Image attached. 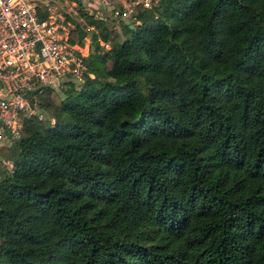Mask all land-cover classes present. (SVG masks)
<instances>
[{
    "label": "trees",
    "instance_id": "trees-1",
    "mask_svg": "<svg viewBox=\"0 0 264 264\" xmlns=\"http://www.w3.org/2000/svg\"><path fill=\"white\" fill-rule=\"evenodd\" d=\"M134 12L120 40L79 10L78 86L29 93L48 115L0 175V264H264V0Z\"/></svg>",
    "mask_w": 264,
    "mask_h": 264
},
{
    "label": "built area",
    "instance_id": "built-area-1",
    "mask_svg": "<svg viewBox=\"0 0 264 264\" xmlns=\"http://www.w3.org/2000/svg\"><path fill=\"white\" fill-rule=\"evenodd\" d=\"M155 2L0 0V148L9 147L18 137L23 118H44L30 92L44 87H76L87 71L84 58L91 46L87 35L83 34L79 41L69 40L71 30L81 27L70 22H82L79 10L94 19H105L102 11L108 10L116 20H135L137 6L149 9ZM92 29V25L86 28ZM98 41L108 48V44ZM48 120L54 123L52 117ZM0 164L6 170L12 167L6 156L0 158Z\"/></svg>",
    "mask_w": 264,
    "mask_h": 264
},
{
    "label": "rangeland",
    "instance_id": "rangeland-1",
    "mask_svg": "<svg viewBox=\"0 0 264 264\" xmlns=\"http://www.w3.org/2000/svg\"><path fill=\"white\" fill-rule=\"evenodd\" d=\"M102 13H103V17H105V19H104V26L107 29H109V30L110 29L114 30V32H116V34L118 36V39L121 40L122 38H124V36H126L127 32H126V29L123 27V24H122L123 21H119V20L114 21L113 19H111V15L108 12V10H103ZM79 14L82 16V22H78L77 20H73V19L70 22H71V24L73 26H74V24H78L79 26H81L80 28L83 29V31H84L83 34H86L87 35V39L90 41V44H91L92 43V40L90 39V35H91V32H95V28L93 27L92 30L87 31L86 28H88V26H89L88 19L82 13H79ZM103 43L104 44H108V47H109V43H107V42H103ZM68 88L69 87L64 86L61 89L59 88L57 91H59V93H62L64 90H67ZM40 110H41V112L44 115H48V112L45 109H42L40 107ZM0 157H2L1 154H0ZM6 158H7V156H6ZM3 170H6V168L0 164V175L2 174V171Z\"/></svg>",
    "mask_w": 264,
    "mask_h": 264
},
{
    "label": "water",
    "instance_id": "water-1",
    "mask_svg": "<svg viewBox=\"0 0 264 264\" xmlns=\"http://www.w3.org/2000/svg\"><path fill=\"white\" fill-rule=\"evenodd\" d=\"M111 19H113L114 21H116V19L114 17H112ZM122 24L128 26L129 28H132L135 23H134V20H132V19H125L122 22Z\"/></svg>",
    "mask_w": 264,
    "mask_h": 264
},
{
    "label": "crops",
    "instance_id": "crops-1",
    "mask_svg": "<svg viewBox=\"0 0 264 264\" xmlns=\"http://www.w3.org/2000/svg\"><path fill=\"white\" fill-rule=\"evenodd\" d=\"M9 149H10V146L9 147L3 146L2 148H0V154H1V156H7V157H9V151H10Z\"/></svg>",
    "mask_w": 264,
    "mask_h": 264
}]
</instances>
